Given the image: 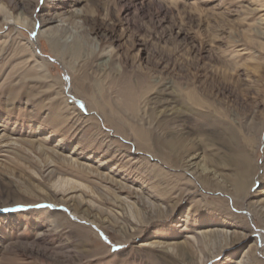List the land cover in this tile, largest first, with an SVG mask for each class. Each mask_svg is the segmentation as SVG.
<instances>
[{"label": "rangeland", "instance_id": "1", "mask_svg": "<svg viewBox=\"0 0 264 264\" xmlns=\"http://www.w3.org/2000/svg\"><path fill=\"white\" fill-rule=\"evenodd\" d=\"M0 54V264H264V0H0Z\"/></svg>", "mask_w": 264, "mask_h": 264}, {"label": "bare ground", "instance_id": "2", "mask_svg": "<svg viewBox=\"0 0 264 264\" xmlns=\"http://www.w3.org/2000/svg\"><path fill=\"white\" fill-rule=\"evenodd\" d=\"M50 41V43L51 44H53L54 46H53V48L55 49V47H59V44H58V41L56 40V39H51V40H49ZM30 44H31V42H29ZM36 43H37V41H36ZM73 45H74V49H73V54L71 55V57L72 58H74V57H77L79 54H80V52L82 51V50H84L85 49V46H86V40L85 39H76V40H74V42H73ZM60 48V47H59ZM53 52H55L58 56H61V57H63V56H65V55H67L68 53H67V51H64V50H61V49H59V50H57V49H55ZM72 53V52H71ZM1 55V54H0ZM33 57L35 58V55H33ZM79 57V56H78ZM37 58H35V62H37ZM38 64H40V63H38ZM42 67H43V65H42ZM40 68V67H39ZM85 79L86 78H83L80 82H79V84L80 85H84L85 83ZM75 81V80H74ZM77 85H78V81L76 80V82H75ZM82 87V86H81ZM128 89V88H127ZM127 89H126V92H127ZM119 93H121V95L123 94V93H125V89H123L122 91H120ZM128 95H129V104L132 106V104H133V102L135 101L134 99V96H133V94L130 92V93H128ZM165 120V119H164ZM167 120V119H166ZM161 123H163V122H161ZM256 126H257V124L254 122V120L251 122V127H250V129H252V128H256ZM131 127L135 130V134H134V136H135V138H136V141L137 142H141V141H147L148 139H146L147 137H149V136H147V134H145V132H144V130H142L141 128H139L138 126H134V125H131ZM117 131H118V133H119V128H117L116 129ZM241 158L243 159V161L244 162H248L247 160H246V156L245 155H243V156H241ZM237 191H238V193H240V192H244L245 191V189H246V183H245V181L244 180H242V181H240V182H238L237 183ZM179 255L180 256H185L186 255V253L184 252V251H180V253H179Z\"/></svg>", "mask_w": 264, "mask_h": 264}]
</instances>
